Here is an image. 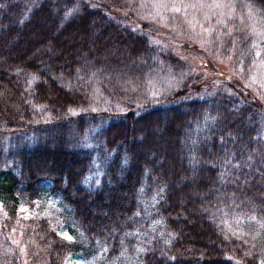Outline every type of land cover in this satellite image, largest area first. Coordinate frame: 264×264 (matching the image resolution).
I'll list each match as a JSON object with an SVG mask.
<instances>
[{
    "label": "trees",
    "instance_id": "16d2710c",
    "mask_svg": "<svg viewBox=\"0 0 264 264\" xmlns=\"http://www.w3.org/2000/svg\"><path fill=\"white\" fill-rule=\"evenodd\" d=\"M225 1L235 20L221 51L243 71L264 63V0ZM96 4L0 0V142L15 140L0 200L6 221L19 206L34 208L31 263L88 260L97 246L109 261L121 236L141 231L140 264H261L259 248L227 238L218 217L240 200L264 220L263 99L242 75H185L176 90L150 95L173 62L183 71L181 59ZM85 134L91 146L77 141ZM94 169L100 183L91 187ZM47 199L84 240L59 233L43 213ZM6 243L0 228V264L20 262Z\"/></svg>",
    "mask_w": 264,
    "mask_h": 264
},
{
    "label": "rangeland",
    "instance_id": "374dc122",
    "mask_svg": "<svg viewBox=\"0 0 264 264\" xmlns=\"http://www.w3.org/2000/svg\"><path fill=\"white\" fill-rule=\"evenodd\" d=\"M93 1H97L96 5H102L109 16L135 31H144L154 45L181 59L178 64L183 71L176 73V62H173L169 70L152 81L150 95L159 97L176 90V87L186 80L185 75L194 80H208L212 83L242 75L246 84L264 101V63L245 68L243 71L241 66H234V62L220 49L223 38L232 29V22L235 20L233 9L225 0ZM245 26L252 29L250 21ZM13 138L5 136L0 142V168L11 164L9 153L15 147ZM17 139L22 140L21 143L32 142L31 136L21 135ZM77 141L84 146L92 145L88 134L78 137ZM100 175L99 169H94L93 173L85 178L84 183L91 187L97 186L100 183ZM241 202H227L220 208L218 219L227 238L239 240L246 249L259 248V259L261 264H264V220L255 207ZM43 204V213L51 216L58 224L61 235L84 240L80 230L71 222V216L63 213L65 208L60 203L47 199ZM150 207L151 205L148 206ZM145 215H148V212H145ZM6 217L9 216L0 200V228L7 237V247L15 250V255L20 259V262L16 260L15 263L32 264V255L28 252L31 239L25 230L34 217V208L22 205L16 210L13 220L6 221ZM156 226H146L147 232H153ZM144 235V232L134 231L121 236L123 247L109 261L107 250L97 246L95 257L91 255L88 260L77 256L69 257L64 264H140L139 253ZM128 238L131 243L126 244L124 240ZM246 249L245 253L249 254ZM102 256L104 260H99Z\"/></svg>",
    "mask_w": 264,
    "mask_h": 264
}]
</instances>
